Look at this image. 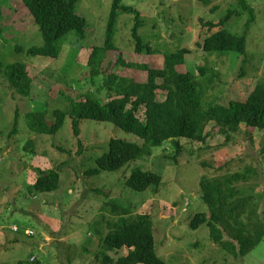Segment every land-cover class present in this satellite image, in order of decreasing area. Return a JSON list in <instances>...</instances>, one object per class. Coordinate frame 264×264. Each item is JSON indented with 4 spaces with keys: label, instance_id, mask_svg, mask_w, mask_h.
Returning <instances> with one entry per match:
<instances>
[{
    "label": "rangeland",
    "instance_id": "374dc122",
    "mask_svg": "<svg viewBox=\"0 0 264 264\" xmlns=\"http://www.w3.org/2000/svg\"><path fill=\"white\" fill-rule=\"evenodd\" d=\"M202 1L121 3L140 12L138 33L143 41L163 52L191 50L176 68L197 74L205 109L210 104L227 106L232 100H244L255 86L264 84V0H245L254 14L247 29L251 13L241 7L240 0H209L206 5ZM111 2L78 0L76 12L86 18V36L78 39L74 31L68 33L59 41L58 57L52 59L25 52L42 45L43 40L24 0H0V61L24 63L32 80L30 96L26 97L10 86L0 69V264L34 258L38 262L29 264H104L102 238L113 228L110 224L124 215L123 209L128 216L150 215L155 251L166 264H264V236L241 257L212 240L206 224L196 229L189 224L195 213L207 212L200 183L238 172L245 178L234 185L255 191L257 219L264 225V129L241 124L226 141L211 121L205 141L180 138L184 147L176 162L167 158L174 154L172 142L167 140L146 148L141 157L120 169L101 170L95 175L85 171L96 166L95 159L107 151L110 138L140 146L145 145L144 140L111 122L83 118L79 123L80 147L69 115L54 134L31 129L29 112H43L44 120L52 124L56 110L67 108L71 98L91 92L101 101L107 99L101 86L104 77L91 82L86 62L89 48L104 40ZM215 5L217 9L211 11ZM231 9L240 14L229 17L223 27L236 35L246 33V54L207 53L199 43L209 31L199 17L218 22ZM135 15L131 11L118 14L115 47L127 61L142 60L160 68L161 55L149 58L133 50ZM108 55L103 71L122 72L114 65L116 52ZM122 73L133 75L135 70L123 69ZM159 93L164 96L163 91ZM138 115L143 117L142 110ZM51 167L59 172L58 188L50 192L34 189L36 169ZM133 168L159 172L160 184L142 192L132 190L125 182ZM224 238L232 240L226 233ZM126 252V248L106 251L113 260Z\"/></svg>",
    "mask_w": 264,
    "mask_h": 264
},
{
    "label": "trees",
    "instance_id": "16d2710c",
    "mask_svg": "<svg viewBox=\"0 0 264 264\" xmlns=\"http://www.w3.org/2000/svg\"><path fill=\"white\" fill-rule=\"evenodd\" d=\"M77 2L78 0H24L39 27L43 40L42 45L27 48L25 52L28 55L56 59L60 52L59 41L68 33L74 31L78 39L85 38L87 22L84 16L76 12ZM202 2L206 5L209 0ZM240 5L251 13L245 24L247 29L254 20L253 9L245 0H240ZM216 9V5L210 8L211 11ZM127 11L136 14L134 20L136 25L132 29L135 54H144L149 58H157L161 55L160 68L152 67L142 60L127 61L115 47L113 41L115 23L118 14ZM234 14L239 15L240 12L235 9L227 10L226 15L218 22L199 17L200 23L209 31L202 43H199L204 51L246 54V33L236 35L223 27L225 21ZM139 24H141V17L137 9L122 4L121 0H112L104 40L89 48L86 62L91 82L95 80V77H104L101 86L106 89L107 99L101 101L91 92L71 98L67 108L56 110L55 121L52 124L44 120L43 112H29L27 117L31 129L38 133L54 134L61 128L65 117L69 115L73 135L77 138L80 147L79 123L83 118L111 122L144 140L145 145L140 146L133 142L110 138L107 142V151L95 159L96 166L85 171L90 175L98 174L101 170L120 169L129 161L141 157L146 148L150 150V147L159 146L167 140H171V147L174 150V154L167 158L171 162L172 160L176 162L184 147L180 138L205 141L209 135L206 128L211 121L216 123L215 127L225 136L226 141L230 138L231 132L241 124L264 129V84L255 86L244 100H232L227 106L210 104L204 109L202 96L198 91L197 74L189 70L182 72L176 68L184 63L185 55L191 50L181 48L172 52H163L154 48L150 43L143 41L139 35ZM108 52H116L114 65L120 66L122 72L123 69H133L135 73L126 75L113 71L108 74L106 70L103 71L104 59L110 56ZM243 65L244 60L241 66ZM0 69H3L10 86L16 92L26 97L30 96L32 80L24 63L15 61L5 64L0 61ZM200 70L203 71V67H200ZM160 90L164 92L163 97L160 96ZM140 110H142V118L138 115ZM262 150H264V144ZM36 172L34 189L50 192L58 188L60 175L56 167L37 168ZM243 178L245 174L235 172L202 181L200 196L201 201L207 206V212L195 213L189 222L193 229L206 224L212 240L221 244L225 250L232 251L241 257L264 236V225L261 219H257L259 216L257 204L253 202L255 191L234 185ZM161 179L159 172L133 168L125 183L132 190L142 192L150 186L157 187ZM122 212L124 215H119L117 220L110 224L113 228L102 238V262L104 264L112 262L114 264H166L155 251L150 215L144 213L128 216L126 209ZM225 233L237 243L234 244L232 240L225 239ZM123 248L127 249L126 254L119 256L116 260L106 253L107 250ZM35 259H30L31 262L29 259L28 261L19 260L17 264H29L33 261L37 263Z\"/></svg>",
    "mask_w": 264,
    "mask_h": 264
}]
</instances>
